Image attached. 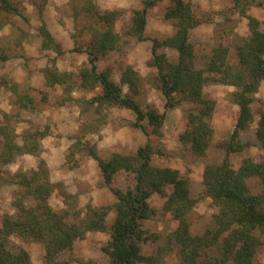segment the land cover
<instances>
[{"label":"trees","instance_id":"1","mask_svg":"<svg viewBox=\"0 0 264 264\" xmlns=\"http://www.w3.org/2000/svg\"><path fill=\"white\" fill-rule=\"evenodd\" d=\"M160 1L144 0L141 9L131 12L129 32L140 41L147 40L148 12ZM253 2L233 0V10L249 20L251 32L250 37L241 39L236 47L237 64L230 62L229 47L191 43V30L213 22V19L204 17L193 0H170L167 3L164 20L172 26V33L164 40H152V58L147 63L157 71L151 83L165 97L166 108H181L186 115L188 125L180 135V142L196 159L206 158L214 146L212 118L216 102L205 94V87L213 82L236 88L231 94L232 103L238 106L234 130L229 140L218 145L226 153V158L219 164H207L203 175L204 195L217 208L213 227L203 234L195 232L194 221L189 218L197 200L191 196L190 181L177 169L155 166L150 142L135 156L111 154L105 157L96 147L78 138L76 147L82 146L98 162L115 197L114 205L108 209H92L82 217L80 210L75 209L79 204L77 196L59 191L57 184L50 181L46 165L41 161L39 170L43 169L40 172L34 171L33 177L24 174L23 179L16 183L19 193L13 200V206L19 213L17 217L6 215L0 227V264H33L29 253L12 242L16 238L42 244L45 264H69L62 260L63 255L72 251L75 242L85 239L89 233L109 234L102 247L106 256L104 264H166L165 258L169 253L176 254L179 264H258L255 255L264 243V101L258 113L253 111V104L264 81V23L250 15ZM74 12L76 18L83 13L91 15V12V16L97 17L91 49L86 51L89 65L77 73H70L50 66L38 70L36 64L29 65V61H25L29 74L35 71L43 73L39 97L20 90L16 83L10 85L7 78L0 77V90L4 87L12 93L11 105L16 109L17 117L23 110L31 113L43 111L51 103V91L57 86L64 88L58 105L73 100L72 94L77 89H101L98 96L78 101L82 118L93 114L92 119L83 121V134L87 129L94 130L96 125L97 129L105 125L104 107L130 110L136 117L131 126L140 130L148 140L152 134H160L166 113L161 114L155 108L144 109L137 101L144 84L143 77L133 67H127L121 76L122 85L128 88L125 92L122 85L111 79L108 70L99 72L97 68L100 56L120 50L121 35L115 31L114 25L121 11L94 14L84 5L82 9L75 7ZM0 16L5 17L4 22L0 21V29L6 25L15 28L13 17L25 18L21 0H0ZM40 33L43 48L61 55L60 44L45 24L41 26ZM164 49L173 51L176 57L169 59ZM75 50L80 52L82 49L76 44ZM8 59L0 48V64ZM0 114L5 118L0 122V164H11L21 155L38 156L39 139L47 132L27 130L20 145L19 137L10 125L14 115L4 114L1 110ZM255 121L257 126L253 129ZM249 132L255 134L260 144L259 162L246 156L252 147L251 141L244 140ZM70 152L67 160L70 168L75 169L79 167L80 160ZM236 154L244 155L238 170L230 161ZM119 173L134 178V184L129 185L126 191L115 185L114 180ZM55 192L61 195L66 205L61 213L55 212L49 203ZM154 195L165 199L163 211L178 222L177 229L166 236L149 232V222L158 214L150 204ZM29 200L32 205H28ZM110 210L116 214L111 225L107 222ZM161 240L163 242L159 243ZM148 243L158 245L148 251L145 248ZM92 263L81 261V264Z\"/></svg>","mask_w":264,"mask_h":264},{"label":"rangeland","instance_id":"2","mask_svg":"<svg viewBox=\"0 0 264 264\" xmlns=\"http://www.w3.org/2000/svg\"><path fill=\"white\" fill-rule=\"evenodd\" d=\"M124 1L21 0L25 18L15 16L13 17L16 23L15 28L6 25L0 29V48L9 58L5 63L0 64V77L7 78L8 82L11 83L10 85L16 83L20 90H27L37 97L38 91L43 87V79L41 80L43 73L35 71V73L29 74L24 66L25 61H29V65L36 64L38 70L50 66L57 68L60 72L70 73H77L82 67L89 65V57L86 51L91 49L92 32L97 28V17L91 16V12V15L83 13L76 18L75 7L82 9L86 5L94 11V14L119 10L121 15L114 26L115 31L121 35L120 50L100 56L97 68L99 72L108 70L111 79L120 85H122V73L127 67H133L143 77L144 84L137 95V101L144 109L155 108L161 114L166 113V120L160 129V134H152L148 140L140 130L131 126L136 117L130 110L107 109L105 107L103 111L105 125L102 124L101 129L100 127L97 129L98 125H96L94 130L87 129V132L83 134V121L88 118L92 119L91 115L93 114L85 115L82 118L80 113V116L71 118L68 113L77 111L78 101L89 100L98 96L102 92L101 89L89 91L77 89L72 94L73 100L66 101L64 105H58V101L63 97L64 88L57 86L51 91V103L43 111L38 113L23 111L24 113L22 112L17 117V111L11 105L12 93L2 87L0 90V110L4 114L14 115L10 125L14 128V134L19 137L18 143L23 144V133L27 130L39 129L46 131L47 134L39 139L41 146L38 156L21 155L16 157L11 164H0V227L6 215L18 216L19 210L13 206V200L19 193V187L16 183L23 179L24 174L33 177L34 171L40 172L43 169L39 170L41 161L46 165L50 181L57 184L59 191L77 196L79 204L75 209L80 210L83 214L82 217L92 209H108L114 205L115 197L104 180L98 162L89 156V153L82 146L76 147L78 138L83 143L96 147L97 151L104 153L105 157L111 154L135 156L141 147L150 142L154 151L152 163L155 166L177 169L182 177L190 181L191 196L197 200L189 218L194 221L195 232L203 234L213 227L217 208L213 206L212 200L204 195L203 175L207 164H219L226 158V153L218 148V145L229 140L234 130L238 106L232 103L231 94L236 91V88L213 82L205 87V94L212 97L216 102V109L212 118L214 146L206 158H194L180 142V135L187 129L188 125L186 115L181 108H166L165 97L151 83L157 71L147 65L152 58V40L155 38L164 40L169 36V31H172V26L164 20L165 7L170 0H161L157 6L149 11L145 33L147 40L145 41H140L138 37L129 32L131 12L141 9L144 0L136 2V9L124 8L126 3ZM193 3L203 11L204 17L213 19V22L204 23L201 25L203 27L199 26L198 29L191 30V43H206L212 47L219 45L229 47L230 62L232 65L237 64L236 47L241 39H246L251 35L249 20L233 10V0H193ZM249 13L264 23V0H254ZM0 21L4 22L5 17L0 16ZM43 24L56 42L60 44L61 55H58L54 50L43 48V39L40 33ZM98 28L101 26L99 25ZM75 43L82 49L80 52L75 50ZM163 52L171 60L176 57L175 53L169 49H164ZM20 65L24 71L21 70ZM122 86L127 92V86ZM263 101L264 81L255 95L253 104L255 113L263 108ZM4 120L3 114H0V122ZM92 124L96 123L93 122ZM256 126L257 122L255 121L253 129ZM244 140L252 142V147L246 156L249 155L256 162H259L261 160L260 144L255 134L249 132L244 136ZM71 150L74 152H70ZM69 152L75 153L74 156L79 158V167L70 168L67 160ZM49 156H51L52 161L48 158ZM24 159L34 161V165L37 164L36 169H31V163H26ZM61 159L64 160L62 164H60ZM243 159L244 155H233L230 158L232 167L238 170ZM19 163L21 166L16 168L15 165ZM52 164V168L55 169L53 176L50 170L52 168L49 167ZM60 167H62L63 172ZM13 168L16 170L13 171ZM51 176L58 179L59 182H53ZM63 179L64 181H61ZM114 182L117 187L126 191L127 187L133 185L135 181L127 174L119 173ZM55 193L49 199V203L55 212L61 213L66 209V205L61 195ZM164 202L165 199L158 195H154L150 199L151 206L158 211L157 216L149 222L151 223L149 232L152 234L166 236L178 227V222L173 216L163 211ZM27 203L28 205L33 204L30 200ZM73 211L75 210L73 209ZM115 217V212L110 210L107 216L109 225L113 223ZM195 221H197L196 224ZM108 239L109 234L107 233H89L85 239L76 241L73 250L65 253L62 260L68 261L69 264H81V261L104 264L106 256L102 247ZM12 242L29 253L33 264H45V249L42 244L19 238L13 239ZM162 242L163 240L159 241V243ZM157 245L148 243L145 248L151 251ZM255 261L258 264H264V243L256 252ZM165 263L179 264L176 254L169 253L165 258Z\"/></svg>","mask_w":264,"mask_h":264},{"label":"crops","instance_id":"3","mask_svg":"<svg viewBox=\"0 0 264 264\" xmlns=\"http://www.w3.org/2000/svg\"><path fill=\"white\" fill-rule=\"evenodd\" d=\"M138 0H129V1H127V0H125L124 2H126L125 3V5L123 6L124 8H135L136 9V7H135V4H136V2H137ZM139 1H141V0H139ZM142 2V1H141ZM140 2V3H141ZM203 2H205V1H203ZM151 10V9H150ZM149 10V11H150ZM148 14H150L149 12H148ZM149 17V16H148ZM200 27H203V26H200ZM198 29V28H197ZM193 31V30H192ZM172 33V31H169V35ZM59 39V38H58ZM57 39V40H58ZM60 40V39H59ZM21 66V70L22 71H24L23 70V68H22V65H20ZM25 72H26V70H25ZM24 72V73H25ZM27 73V72H26ZM33 78V77H32ZM43 78H41V80H42ZM10 108H11V106H10ZM77 109V111H73V112H71V113H68L70 116H71V118L73 117V116H75V117H78V116H80V111H79V109L78 108H76ZM23 111H25V110H23ZM24 113V112H23ZM23 158H25V157H23ZM30 158H32V157H30ZM51 161H52V159H51V156H49L48 157ZM47 159V158H46ZM24 161L27 163V162H30L31 163V169H36V165H34V161H31V160H29V159H24ZM60 161H62L60 164H62L63 162H64V160H60ZM47 162H48V164H50V162H49V160L47 159ZM21 166V164L19 163V164H17V165H15V167L16 168H19ZM49 167L50 168H52L53 167V164L52 165H49ZM60 169H61V171L63 172V170H62V167H60ZM51 170V173H52V176L54 175V172H55V169L54 168H52V169H50ZM66 175H67V173H66ZM51 176V179H52V181L53 182H59V180L58 179H54V177H52ZM58 180V181H57ZM61 181H64V179L63 180H61Z\"/></svg>","mask_w":264,"mask_h":264},{"label":"clouds","instance_id":"4","mask_svg":"<svg viewBox=\"0 0 264 264\" xmlns=\"http://www.w3.org/2000/svg\"><path fill=\"white\" fill-rule=\"evenodd\" d=\"M6 31H7V29H6ZM16 169L15 168H13V171H15Z\"/></svg>","mask_w":264,"mask_h":264}]
</instances>
